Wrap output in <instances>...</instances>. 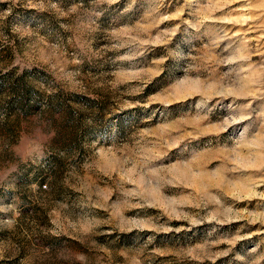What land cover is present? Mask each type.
Returning <instances> with one entry per match:
<instances>
[{
	"label": "rangeland",
	"instance_id": "374dc122",
	"mask_svg": "<svg viewBox=\"0 0 264 264\" xmlns=\"http://www.w3.org/2000/svg\"><path fill=\"white\" fill-rule=\"evenodd\" d=\"M0 264H264V0H0Z\"/></svg>",
	"mask_w": 264,
	"mask_h": 264
}]
</instances>
